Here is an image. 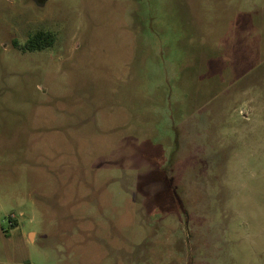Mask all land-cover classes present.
I'll use <instances>...</instances> for the list:
<instances>
[{"label": "rangeland", "instance_id": "obj_1", "mask_svg": "<svg viewBox=\"0 0 264 264\" xmlns=\"http://www.w3.org/2000/svg\"><path fill=\"white\" fill-rule=\"evenodd\" d=\"M0 264H264V0H0Z\"/></svg>", "mask_w": 264, "mask_h": 264}, {"label": "trees", "instance_id": "obj_2", "mask_svg": "<svg viewBox=\"0 0 264 264\" xmlns=\"http://www.w3.org/2000/svg\"><path fill=\"white\" fill-rule=\"evenodd\" d=\"M54 43V35L49 31H38L30 35L25 45L21 46L24 51H41ZM18 46V44L16 45Z\"/></svg>", "mask_w": 264, "mask_h": 264}]
</instances>
